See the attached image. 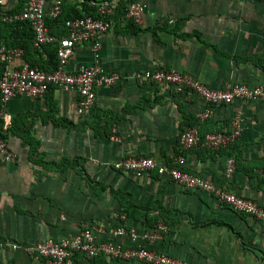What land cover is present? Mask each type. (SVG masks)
I'll return each instance as SVG.
<instances>
[{
	"label": "crops",
	"instance_id": "obj_1",
	"mask_svg": "<svg viewBox=\"0 0 264 264\" xmlns=\"http://www.w3.org/2000/svg\"><path fill=\"white\" fill-rule=\"evenodd\" d=\"M87 1L64 0L60 18L84 12ZM113 1L120 9L126 2ZM138 1L144 4L140 23L118 20L117 10L112 29L101 39V67L122 77L96 88L87 116L76 112V92L55 86L40 98L17 95L2 103L7 116L0 119V136L14 158L0 160V238L32 244L73 237L82 227L98 224L102 231L96 236L107 239L108 229L122 222L138 233L153 234L146 246L190 264H264V224L254 217L154 172L136 175L111 165L129 155L170 163L183 154L187 171L264 207V100L212 104L210 117L200 122L196 113L205 102L197 94L131 76L163 67L190 73L211 87L264 84V2ZM25 2L5 0L4 9L16 11ZM49 6V1L43 6L49 31L61 36L65 28L60 21L51 22ZM23 23L0 18V45L32 47V34ZM28 55L46 63L43 50L41 57ZM92 62L89 45L79 44L67 68ZM236 117L240 134L229 147L180 149L178 135L186 126L228 129ZM229 155L235 170L226 177ZM116 241L131 243L126 235ZM0 264L45 260L6 247ZM72 264L149 263L104 254L86 259L76 253Z\"/></svg>",
	"mask_w": 264,
	"mask_h": 264
},
{
	"label": "built area",
	"instance_id": "obj_2",
	"mask_svg": "<svg viewBox=\"0 0 264 264\" xmlns=\"http://www.w3.org/2000/svg\"><path fill=\"white\" fill-rule=\"evenodd\" d=\"M50 2L47 15L57 18L62 11L64 0H26L19 10L4 9L5 0H0L3 11L2 21L12 23L21 21L26 24L32 34L31 45L40 49L47 44H55L56 65L46 70L31 66L24 60V50L17 46L0 45V119L5 120L7 114L3 102L20 95L28 98H40L46 95L51 86L77 94L76 112L79 116H87L95 100L96 88L110 85L122 76L115 71H105L98 59L102 37L112 29L114 16L119 8L113 0H88L90 14L67 17L63 20L65 34L56 36L49 31L43 6ZM264 2V0H261ZM144 4L138 0H126L120 9L118 20L140 23ZM88 44L93 56L91 64H81L74 70H68L67 62L75 47ZM132 77L144 79L158 84L172 85L177 91L188 90L197 94L205 106L197 111L196 117L201 122L211 115L212 104H229L235 100H264V84L249 85L244 82H226L220 87H211L195 78L192 74L174 68H155L134 71ZM239 120L236 117L228 129L201 131L198 124L188 125L179 132L178 145L181 150L200 148L218 151L232 145L239 137ZM113 139H118L113 135ZM13 152L8 148L5 138L0 136V160L11 161ZM185 157L176 155L170 163L155 160L148 155H129L112 162L115 170L132 172L136 175L156 173L158 176L191 189H199L211 194L218 202L227 204L239 213L247 214L264 224V207L254 199L240 195L222 185L214 183L207 177L199 176L184 168ZM235 170V159L226 156L224 159V175L230 177ZM123 217V215H119ZM102 231L98 224L82 227L73 237L54 240L46 238L32 244L9 242L0 238V255L6 247L23 249L45 260V264H72V257L78 253L86 259L104 254L112 258L137 259L149 264H190L189 262L170 256L164 251L146 246L144 241L151 242L154 235L140 232L133 227H126L119 222L108 229V238L99 239L96 234ZM128 236L131 243L124 246L116 238Z\"/></svg>",
	"mask_w": 264,
	"mask_h": 264
},
{
	"label": "trees",
	"instance_id": "obj_3",
	"mask_svg": "<svg viewBox=\"0 0 264 264\" xmlns=\"http://www.w3.org/2000/svg\"><path fill=\"white\" fill-rule=\"evenodd\" d=\"M118 10H120V8H118ZM90 13L91 12L88 10V8H86L84 12H76L74 14H65L61 18L60 16L62 15V13H60V15L57 18H51V22L54 23V22L60 21V23L63 25V20L67 17L83 16L85 14H90ZM46 23L47 25H49V28H50L51 26L48 22V19H46ZM25 25L26 24H24V26ZM50 32H52L51 29H50ZM22 48L24 49V59L25 61L29 63V65L38 66L46 70H50L55 67L56 65V55H55L56 46L55 44L53 43L47 44L43 46L41 49L32 48L31 46H22ZM42 50L46 53V59H42V61L46 60L45 64H43L42 62H39L37 59L30 60L28 54L39 55L41 57ZM1 72H2V67L0 68V74Z\"/></svg>",
	"mask_w": 264,
	"mask_h": 264
}]
</instances>
